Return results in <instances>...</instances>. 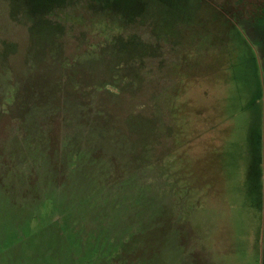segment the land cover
I'll return each mask as SVG.
<instances>
[{"label": "rangeland", "instance_id": "rangeland-1", "mask_svg": "<svg viewBox=\"0 0 264 264\" xmlns=\"http://www.w3.org/2000/svg\"><path fill=\"white\" fill-rule=\"evenodd\" d=\"M242 1L0 0V264H264Z\"/></svg>", "mask_w": 264, "mask_h": 264}, {"label": "trees", "instance_id": "trees-1", "mask_svg": "<svg viewBox=\"0 0 264 264\" xmlns=\"http://www.w3.org/2000/svg\"><path fill=\"white\" fill-rule=\"evenodd\" d=\"M241 1L242 0H240V3L243 2ZM248 14L250 15V18H252L255 27H257L262 35H264V0H258Z\"/></svg>", "mask_w": 264, "mask_h": 264}, {"label": "crops", "instance_id": "crops-1", "mask_svg": "<svg viewBox=\"0 0 264 264\" xmlns=\"http://www.w3.org/2000/svg\"><path fill=\"white\" fill-rule=\"evenodd\" d=\"M261 97H262V95H261ZM262 109V108H261ZM263 110V109H262ZM262 160V159H261ZM260 162V161H259ZM260 178L263 180L262 181V184H261V182L259 181V184H258V187H264V174H260L259 175V180H260Z\"/></svg>", "mask_w": 264, "mask_h": 264}]
</instances>
